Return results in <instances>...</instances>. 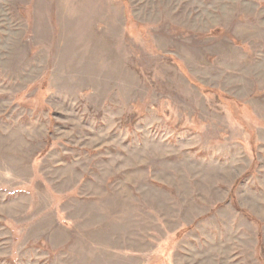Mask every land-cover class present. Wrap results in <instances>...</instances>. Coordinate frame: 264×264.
Listing matches in <instances>:
<instances>
[{"label": "rangeland", "instance_id": "1", "mask_svg": "<svg viewBox=\"0 0 264 264\" xmlns=\"http://www.w3.org/2000/svg\"><path fill=\"white\" fill-rule=\"evenodd\" d=\"M0 264H264V0H0Z\"/></svg>", "mask_w": 264, "mask_h": 264}]
</instances>
